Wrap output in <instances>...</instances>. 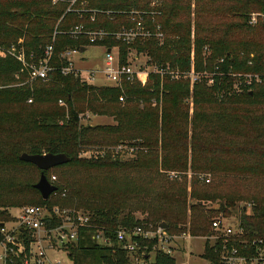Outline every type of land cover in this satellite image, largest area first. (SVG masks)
I'll use <instances>...</instances> for the list:
<instances>
[{"label": "trees", "instance_id": "obj_1", "mask_svg": "<svg viewBox=\"0 0 264 264\" xmlns=\"http://www.w3.org/2000/svg\"><path fill=\"white\" fill-rule=\"evenodd\" d=\"M73 1L0 0V46L9 47L22 41L27 55L34 54L39 61L46 47L53 45L55 68L48 80L31 82L22 65L0 51V171L29 169L23 180L0 176V243L5 239L2 224L12 220L11 210L26 204L47 207L50 211L54 207L75 208L90 216L93 228L83 230L77 242L62 248L72 264H132L116 242L110 247L95 244L91 239L95 227L104 228L112 239L120 227L132 229L145 224L157 227L162 222L169 225L171 235L211 236L213 219L220 214L228 216L237 199L235 194L223 191L227 185L223 178L217 180L213 191L200 190L199 182L193 179L191 198L198 202L191 206L188 225L185 188L175 191L153 181L109 192L80 188L79 192H73V198L79 200L76 204L71 192L69 196L67 188L56 182L57 195L46 201L34 187L39 181L31 175L32 171L37 172L40 180L43 171L21 161L19 156L26 153L69 157V163L44 172L49 181L52 171L73 165L86 170L152 175L160 166L187 172L190 164L194 172L207 171L216 177L228 178L232 174L264 179V116L260 124H248L246 118L236 116L229 120L235 124L216 125L209 124L205 115L198 112V103L210 102L216 92L223 93L231 108L237 109L235 103L264 105V85H253L244 91L237 88L238 95L233 96L240 83L238 75L264 74V0ZM133 9L144 13L142 18L152 36L127 45L116 35L136 26L129 14ZM253 14L260 15L256 25L249 23ZM78 25L83 26V33L73 36L71 32ZM100 32L107 35L91 40V33ZM158 34L163 35V40ZM90 46L118 48L122 65L127 63L129 53L135 51L148 57V65L175 74L179 71L180 76L149 73L138 76L133 83L124 82L122 88H113L62 75L61 68L67 65L62 55L67 50L83 52ZM192 67L198 76L193 90L190 77L185 76L191 74ZM121 96L125 97V103L120 102ZM191 97L198 113L188 124L187 102ZM60 100L66 103L67 111L56 106ZM87 111L111 116L116 124L84 125L81 115ZM257 121L253 119L252 123ZM256 125L259 131L253 129ZM125 142L139 147L133 164L111 156L92 160L79 157L92 146L115 147ZM223 199L226 203L219 202V210L203 203ZM239 219L247 239L264 242V200L255 201L251 213L242 209ZM60 225V219L54 218L46 223V228L52 230ZM31 234L20 231L26 251ZM144 245L150 251L154 243ZM202 258L208 264H224L209 242ZM15 261L23 264V255L16 256ZM148 263L177 264V259L156 252L154 261Z\"/></svg>", "mask_w": 264, "mask_h": 264}, {"label": "built area", "instance_id": "obj_2", "mask_svg": "<svg viewBox=\"0 0 264 264\" xmlns=\"http://www.w3.org/2000/svg\"><path fill=\"white\" fill-rule=\"evenodd\" d=\"M55 3L58 0H53ZM75 1H73L74 3ZM156 4H153V6ZM132 21L136 22V26L130 30H123L117 33L116 38L127 45L134 44L139 38H147L152 36V32L146 29L145 21L143 20V12L133 9L130 11ZM260 15L253 14L250 18V25H256ZM73 36H78L83 33V26L78 25L72 30ZM90 34V33H89ZM107 34L104 32L91 33V40L97 38L102 39ZM160 40H163V35L158 34ZM23 42L12 44L9 47L0 46V51L17 60L29 74L30 81L48 80L49 74L55 71L52 66L54 47L49 45L46 47L44 57L36 61L34 54L27 55ZM77 52V51H75ZM74 50H67L62 58L66 60L67 65L61 68V73L64 76L73 75L79 78L82 82L91 84L95 81L99 74H102L107 84L113 88H122L124 82L133 83L138 76H144L149 73H159L161 76L169 73L171 76L179 77L176 72L164 71L156 66L148 65L146 61L143 67L135 69L131 66L132 55L135 51H131L126 64H121L119 57V49H112L110 53L106 51L105 67L100 73L96 70H81L74 66L72 60ZM140 55H135V60H139ZM148 58V57H147ZM195 76V81L198 76ZM181 76H184L181 74ZM187 76V75H185ZM237 75H234V77ZM240 82L236 88L247 89L253 85H264V74L251 73L239 75ZM121 102H125V97H120ZM32 103V100H29ZM59 104L64 106L65 103L60 100ZM122 144L118 147L121 153ZM131 146V154L136 153L138 146ZM207 184L211 183L210 179H204ZM53 185L57 182L56 177H52L50 181ZM58 192V190H57ZM57 192L52 195H57ZM66 196V192L62 197ZM60 219L61 225L55 229L48 230L46 223L52 219ZM90 216L75 208H60L54 207L51 211L47 207L29 206L22 210L18 217L16 233H7L6 229H2L5 235L4 241L0 243L3 247V264H15V257L23 255V264H62L60 260H54L49 257L45 248L48 244L49 249H61L69 243H75L79 240L80 233L83 230L92 229ZM20 231H30L32 241L29 250L26 251L23 240L19 237ZM104 228L95 227L92 232L91 239L95 244L103 247H110L113 242H116L119 249L124 250L130 258L132 264H149L153 262L156 252L164 253L174 257L178 252V239L192 240L194 237L189 233L182 235H171L168 230L162 229L159 226L154 227L151 224L136 226L132 229L120 227L114 231V239H112ZM206 238L212 248L220 254V258L224 264H264V242L262 240H249L246 238V230L239 220L231 222L229 217L219 215L212 221V235ZM154 243L149 251L144 243Z\"/></svg>", "mask_w": 264, "mask_h": 264}, {"label": "rangeland", "instance_id": "obj_3", "mask_svg": "<svg viewBox=\"0 0 264 264\" xmlns=\"http://www.w3.org/2000/svg\"><path fill=\"white\" fill-rule=\"evenodd\" d=\"M75 1V0H74ZM77 51V52H75ZM106 51L107 49L103 46H90L86 48L85 51L74 50L75 54L72 56V60L74 61V66L81 69V70H96L100 73L104 70L105 67V59H106ZM136 52L132 55L131 66L135 69L143 67L146 63L147 56L140 55L139 60H135ZM77 65V66H76ZM192 71L194 68L192 67ZM179 73V71H178ZM180 74V73H179ZM183 74V73H182ZM194 74V73H193ZM236 75V74H235ZM191 79V90L194 89L195 84V76L192 74L187 75ZM239 77V75H238ZM236 79H239V78ZM178 78V77H177ZM207 82V81H206ZM205 82V83H206ZM90 85L94 86H108L106 78L99 74L95 81L91 82ZM238 85V84H237ZM235 93L233 96L238 95L237 88L235 87ZM245 90V89H244ZM243 90V91H244ZM242 91V90H241ZM121 102V101H120ZM123 103V102H122ZM125 103V102H124ZM189 106L188 110V124H192V119L194 115H196L195 110V103L191 97L190 101L187 102ZM33 106L32 104H29ZM200 109L198 112L204 114L207 120L210 122L209 124H235L229 123L233 117L239 116L241 118H246L248 120V124H260V120L264 116V105L263 106H254L246 103H235L233 105H237L236 108L229 107L230 102L223 96V93L216 92V96L210 102H199L198 103ZM59 108H65L68 110V107L65 103L64 106L57 104ZM35 107V106H34ZM40 108H47L49 109V105H40ZM197 112V113H198ZM224 115V120H220ZM81 121L84 125H102V126H109L115 125L116 121L111 116H104V115H95L91 111H87L85 114L81 115ZM228 119V120H227ZM258 120L257 123H252V120ZM220 121V122H219ZM238 124V123H237ZM263 125V124H262ZM191 126V125H190ZM222 126V125H221ZM253 128V126H252ZM254 130L259 131V125H256ZM214 128L211 127V131ZM224 130V129H223ZM228 128L226 129V131ZM213 132V131H212ZM229 138V137H227ZM135 144L137 142H134ZM121 153L117 154L120 150H118V146L115 147H108V146H92L86 150H84L80 154V158L83 160H92L98 158H104L107 156H111L113 159L120 160L122 163H129L133 164L137 161L138 151L136 153L131 154V146L132 143L125 142L123 143ZM146 153V151H144ZM185 171H176V170H166L162 166L158 168V172H154L152 175L151 173H137V172H123L113 170L112 173L107 172L105 170H86L83 167H79L77 165H73L72 167L65 168L59 171H52L50 175L56 177L57 183L61 184L62 186L66 187L69 196L70 192L72 195V201L78 204L79 200L73 198L76 192H79L80 188H86L93 191H112L113 189L119 190L124 189L127 186L131 188H136V186L132 185H145L150 184L153 181V184L157 183L158 185H165L170 189L173 188L175 191L184 190L187 191V209L186 214L188 217V225L190 223V216H191V206L196 204L198 201L191 198V189H192V181L193 179H197L199 182V189L203 191H213V187L217 184V180L224 179L225 185L223 191L228 193H233L236 196V201L234 206L229 209L230 214L224 215L229 217L231 222H236L241 217V211L244 209L248 213L252 212L253 203L259 199L264 200V179L260 178H242L239 177H232V174H228V178L224 176L216 177L212 173H208L207 171H198L194 172L190 164L188 169ZM29 175V169L23 170H15L13 172H1L0 176H12L16 177L20 180H23L25 177ZM31 175H34L35 180L39 181V175L37 172L32 171ZM204 179H210L211 183L207 184ZM156 194V193H154ZM219 202L223 204L226 203V200L217 201V203L211 202H203L206 204L207 207L217 206ZM30 204H26L23 207L12 211V220L7 223V227H5L7 233H16V226L18 223V217L20 216L22 210L26 207H29ZM132 206L135 207V203H132ZM138 217L141 215L136 213ZM221 215V214H220ZM223 215V214H222ZM142 218V217H140ZM178 252L174 254V258L177 259V264H208V262L202 258V253L204 251V246L206 243V238L204 237H194L192 240H182L178 239ZM185 244V245H183ZM185 246V250L183 249ZM49 257L54 260H60L62 264H72L70 259L67 256V253L61 249L51 250L48 247V244L45 246ZM4 249L0 246V263H2L1 257L3 256Z\"/></svg>", "mask_w": 264, "mask_h": 264}, {"label": "water", "instance_id": "obj_4", "mask_svg": "<svg viewBox=\"0 0 264 264\" xmlns=\"http://www.w3.org/2000/svg\"><path fill=\"white\" fill-rule=\"evenodd\" d=\"M111 50H108L110 53ZM19 159L24 162L31 163L38 167L43 173L40 176L39 182L34 186L42 195L44 200H49L53 193L57 192L58 187L53 185L44 174L45 171H49L55 167L67 164L70 162V158L64 154L54 155V154H44V155H29L22 153L19 156ZM216 210L220 209V206L217 205L214 207ZM5 224H2L4 227ZM160 228L168 230L169 225L166 222H162L159 225Z\"/></svg>", "mask_w": 264, "mask_h": 264}, {"label": "crops", "instance_id": "obj_5", "mask_svg": "<svg viewBox=\"0 0 264 264\" xmlns=\"http://www.w3.org/2000/svg\"><path fill=\"white\" fill-rule=\"evenodd\" d=\"M74 61H76V64H77V60H74ZM76 66H77V65H76ZM25 71H26V70H25ZM27 73H28V72H27ZM5 227H7V224L4 225V228H5ZM183 245H185V244H183ZM206 245H207V241H206L205 246H204V251H205V249H206ZM183 249L185 250V246H184ZM204 251H203L202 255L204 254ZM1 260H2V263H0V264H3V257H1Z\"/></svg>", "mask_w": 264, "mask_h": 264}]
</instances>
